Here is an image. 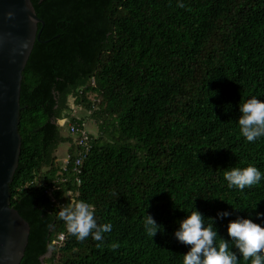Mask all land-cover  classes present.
<instances>
[{
    "label": "trees",
    "instance_id": "16d2710c",
    "mask_svg": "<svg viewBox=\"0 0 264 264\" xmlns=\"http://www.w3.org/2000/svg\"><path fill=\"white\" fill-rule=\"evenodd\" d=\"M31 3L43 24L22 72L9 185L30 227L20 264H183L190 246L175 232L194 210L229 241L237 218L264 227V136L248 142L238 124L239 105L264 102V0ZM70 99L97 126L78 173L74 138L66 170L55 164L60 126L84 123ZM249 165L260 182L229 188L225 172ZM81 200L112 225L102 244L79 241L58 216ZM146 214L163 226L153 238Z\"/></svg>",
    "mask_w": 264,
    "mask_h": 264
},
{
    "label": "clouds",
    "instance_id": "9594fccd",
    "mask_svg": "<svg viewBox=\"0 0 264 264\" xmlns=\"http://www.w3.org/2000/svg\"><path fill=\"white\" fill-rule=\"evenodd\" d=\"M179 6L184 7L183 4ZM239 110L241 115L238 124L242 136L248 142H255L256 139L264 136V102L253 96L239 105ZM224 176L229 188L235 186L240 190L252 187L262 179L258 168L251 165L243 169L233 167L230 171H226ZM57 206L58 216L65 222L68 233L81 242L91 236L102 244L104 234L112 230L110 223H97L93 206L83 200L71 206L63 204ZM229 215L228 212L218 213L220 218ZM257 216H264V213H257ZM207 219L211 222L206 224L204 215L194 210L180 222L175 237L181 243L190 246V250L183 255V264H238V256L231 250L233 247L239 251L244 260L251 259V264H264V227L251 219L237 218L228 224L229 241L218 236L214 227L215 220ZM144 228L152 238L163 231V226L157 224L149 214L145 215ZM97 246L99 247L100 244ZM111 247L115 250L119 245L114 243Z\"/></svg>",
    "mask_w": 264,
    "mask_h": 264
},
{
    "label": "water",
    "instance_id": "95a60500",
    "mask_svg": "<svg viewBox=\"0 0 264 264\" xmlns=\"http://www.w3.org/2000/svg\"><path fill=\"white\" fill-rule=\"evenodd\" d=\"M31 0H0V264H20L29 224L10 206L9 185L18 167L22 72L38 38ZM62 124V121L58 122Z\"/></svg>",
    "mask_w": 264,
    "mask_h": 264
},
{
    "label": "rangeland",
    "instance_id": "374dc122",
    "mask_svg": "<svg viewBox=\"0 0 264 264\" xmlns=\"http://www.w3.org/2000/svg\"><path fill=\"white\" fill-rule=\"evenodd\" d=\"M69 104L70 107H72V112L74 114V116L78 117V118H82L83 117V122H84V128L85 130L91 134V135H96L97 134V126L94 123V121L88 117V113L83 110L82 108H80V106H74L72 104L71 99L69 100ZM69 123V120H66L65 123L60 126V135L61 137L64 138L63 141H61L56 150H55V158H56V165L61 166L62 165V161L65 159V157L67 156L68 153V148L70 146V138L73 139L74 136L71 135L68 131L67 125Z\"/></svg>",
    "mask_w": 264,
    "mask_h": 264
},
{
    "label": "built area",
    "instance_id": "2783aa9c",
    "mask_svg": "<svg viewBox=\"0 0 264 264\" xmlns=\"http://www.w3.org/2000/svg\"><path fill=\"white\" fill-rule=\"evenodd\" d=\"M72 101V99H71ZM68 131L71 135L74 136V140L76 143L78 150L77 156L74 158L73 160V167L75 172H79V170L77 169L80 164L82 163V160L85 158L86 153L89 150V146H88V132L85 130L84 128V123H82V126L79 125H74V124H68ZM70 155L67 153V156L65 157V159L62 161V165H61V169L62 170H66L67 166L70 164ZM64 180V179H62ZM77 182H79V180L77 179ZM69 194V201L70 203L73 202L72 199V195L70 193ZM58 240L62 241L63 240V235L58 236Z\"/></svg>",
    "mask_w": 264,
    "mask_h": 264
}]
</instances>
